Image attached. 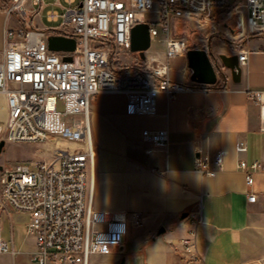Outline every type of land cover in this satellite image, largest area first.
<instances>
[{
    "label": "built area",
    "instance_id": "1",
    "mask_svg": "<svg viewBox=\"0 0 264 264\" xmlns=\"http://www.w3.org/2000/svg\"><path fill=\"white\" fill-rule=\"evenodd\" d=\"M50 4L63 10L47 13L48 21H61L60 27L34 24L47 0H9L0 7L7 27L0 94L8 107L6 121L0 120V143L44 144L56 137L82 146L74 151L55 146L49 161L2 168L0 219L11 211L30 216L27 229L35 238L34 264H90L94 254H108L113 247L120 250L130 229L144 224L141 213L129 217L125 211L94 207L92 99L101 93H121L127 97V114L155 115L160 93L174 98L197 88L196 83L170 77L169 61L187 56L191 48L187 38L176 32V22L202 18L210 25L214 12L231 6L239 27L246 22L250 33H264V0H52ZM14 17L17 25L11 26ZM138 23L149 25L151 48L146 59L134 53L136 68L113 69L114 49L131 52V30ZM51 35L74 38L76 49L51 50ZM155 45L164 46L166 60L159 59L161 51ZM248 53L240 50V64L247 61ZM65 55L72 56V61H65ZM247 93L260 107L264 132V91L248 89ZM143 139L168 146L169 131L147 129ZM224 156L223 150L215 155L201 153L197 168L215 176ZM238 167L251 187L255 174L264 172V159L240 160ZM256 199L255 193L249 194L250 202ZM187 219L190 227L177 245L178 253L183 264H205L197 247L200 207L191 209ZM0 254H16L13 243L1 235Z\"/></svg>",
    "mask_w": 264,
    "mask_h": 264
},
{
    "label": "crops",
    "instance_id": "2",
    "mask_svg": "<svg viewBox=\"0 0 264 264\" xmlns=\"http://www.w3.org/2000/svg\"><path fill=\"white\" fill-rule=\"evenodd\" d=\"M6 29V15L0 8V61ZM242 49L249 53L247 61L240 64L239 82L233 81L230 70L224 68L226 82L196 83L197 88L174 98L160 93L155 115L127 114V97L121 93H101L92 99L94 207L125 211L129 217L136 212L144 216L143 226L132 227L124 246L109 252L114 254L111 258L93 255L99 259L97 264H183L177 245L187 235L190 222L182 215L196 206L202 216L197 247L205 264H264V172L255 174V183L249 187L238 167L240 160L253 163L264 159L260 107L247 93L248 89L264 91V33L247 37L242 48L229 55L239 54ZM160 51L159 59L166 60L164 46ZM169 64L173 80L195 83L187 56L174 58ZM0 102L3 120L8 114L3 94ZM147 129H167L168 146L145 141L143 132ZM57 140L67 146L65 150L82 146ZM241 142L243 146H239ZM220 150L225 151L222 167L215 176L202 174L197 168L198 157L201 153L215 155ZM43 157L51 160L47 153ZM250 193L257 195L255 202L249 201ZM29 220L30 216L26 225ZM161 228L165 229L162 234ZM5 234L0 219V235L11 241L16 251L15 255L0 254V264H16L20 251L13 231L11 239ZM32 237V248L23 251L27 264H34L36 244ZM128 242L135 243L138 249L127 255ZM92 257L90 264H94Z\"/></svg>",
    "mask_w": 264,
    "mask_h": 264
},
{
    "label": "rangeland",
    "instance_id": "3",
    "mask_svg": "<svg viewBox=\"0 0 264 264\" xmlns=\"http://www.w3.org/2000/svg\"><path fill=\"white\" fill-rule=\"evenodd\" d=\"M51 2L52 0H47L48 5L44 7L41 14L35 18L34 24L36 26L47 28H56L62 26L61 21L50 22L47 19V13L51 9H57L61 13L63 12L62 8L58 6H52L50 4ZM8 3L9 0H0V6L6 5ZM15 25H17V21L14 17L13 21L11 22V26ZM175 28L177 33L187 38L189 47H197L209 50L215 65L219 68L222 66L221 59L219 58L220 54L229 55L232 50L243 46L244 40L247 37L255 35L246 29V22L243 24V26H238L237 17L232 13L231 6L224 10L214 12L210 25H207L202 18H194L192 20H182L176 22ZM155 47L160 49L161 46L155 45ZM224 48L227 49L225 50ZM113 58L114 61L117 62L119 69L129 68V70H132L136 68L138 64L135 62L136 57L133 52L127 53L120 51L119 49H114ZM177 71L179 72L178 69ZM2 114V104L0 102V116ZM6 119L7 116L5 119L0 120L6 121ZM57 139L59 138L51 139L48 142V147L44 146L47 144V142L44 144L28 142L5 143V146L0 152V166L5 169L7 167H14L20 163L30 164L39 160H46V158L43 157V153H47V156L49 157L55 146H59L63 149L67 147L59 144ZM2 172L3 171H0V175ZM1 191L2 189L0 187V193ZM28 217V214L16 211H11L10 215L4 212L1 216L2 223L5 226V236L11 239V232L13 231V239L16 244V248L20 251L16 257V264H27V262L24 261L25 254L23 251L30 250L33 246V237L27 231L26 224ZM137 249L138 247L135 243L128 242L126 254L128 255L129 253H133ZM111 250H115L114 247ZM113 255V252H111L109 254H105V257L111 258ZM1 258L2 257H0V259ZM92 258L95 259L94 256ZM8 259L11 261L10 257ZM8 259H6V261H9ZM95 261L98 262L99 259L93 260L94 264H97Z\"/></svg>",
    "mask_w": 264,
    "mask_h": 264
},
{
    "label": "water",
    "instance_id": "4",
    "mask_svg": "<svg viewBox=\"0 0 264 264\" xmlns=\"http://www.w3.org/2000/svg\"><path fill=\"white\" fill-rule=\"evenodd\" d=\"M49 48L53 51L72 52L76 49V40L64 36L51 35L48 39ZM151 48V38L149 25L138 23L131 30V52L138 53L141 59H146V52ZM222 66L231 72L232 80H241L242 69L239 61V54L226 55L220 54ZM65 61H72V56L65 55ZM188 66L192 71L191 80L195 83L204 85H216L219 81V67L213 61L209 50L203 48H189L187 51ZM5 146V142L0 143V152ZM188 212L183 213L182 218H186ZM164 228L159 230L162 234Z\"/></svg>",
    "mask_w": 264,
    "mask_h": 264
},
{
    "label": "trees",
    "instance_id": "5",
    "mask_svg": "<svg viewBox=\"0 0 264 264\" xmlns=\"http://www.w3.org/2000/svg\"><path fill=\"white\" fill-rule=\"evenodd\" d=\"M110 60H111V66L113 67V69H117V70H119V71H122V70H123L122 68L119 69L117 62L114 61L113 55H111ZM219 69L221 70V68H219ZM226 80H227V76H226V74L221 70V71L219 72V81H218V83H220V82H226ZM218 83H217L216 85H218Z\"/></svg>",
    "mask_w": 264,
    "mask_h": 264
}]
</instances>
